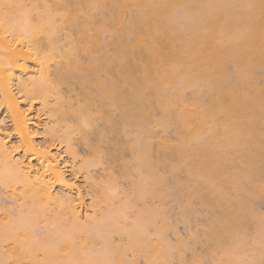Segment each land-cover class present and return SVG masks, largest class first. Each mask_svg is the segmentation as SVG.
Segmentation results:
<instances>
[{
    "label": "bare ground",
    "instance_id": "obj_1",
    "mask_svg": "<svg viewBox=\"0 0 264 264\" xmlns=\"http://www.w3.org/2000/svg\"><path fill=\"white\" fill-rule=\"evenodd\" d=\"M72 96L80 98L73 107ZM0 111L8 120L0 119V183L20 185L30 199L26 216L0 225V264L115 262L118 248L103 232L131 203H110L117 189L111 179L102 185L109 204L98 216L77 181L85 172V182L99 186L90 169L102 164L104 150L112 162L123 155L120 133L131 157L125 175H138L139 199L164 197L157 166L182 172L179 207L194 212L197 201L211 213L207 256L218 264H264V213L253 208L264 199V0H0ZM168 126L181 134L178 144L159 139L154 148L151 128ZM74 136L87 147L84 157ZM51 203L71 221L62 230L57 211L36 238L31 227ZM154 206L113 231H126L124 246L141 248L152 264H170L173 247L161 230L146 235ZM8 240L16 251L3 250Z\"/></svg>",
    "mask_w": 264,
    "mask_h": 264
},
{
    "label": "rangeland",
    "instance_id": "obj_2",
    "mask_svg": "<svg viewBox=\"0 0 264 264\" xmlns=\"http://www.w3.org/2000/svg\"><path fill=\"white\" fill-rule=\"evenodd\" d=\"M62 38H61V40H64ZM231 68L232 67H230V69ZM258 75H260V73H258ZM260 77H261V75H260ZM63 90L66 94L68 93V91L65 88ZM186 95H188L190 97L189 92H187ZM72 99H71V103H72V107H73V106H76V104L79 102L80 98L76 97V96H72ZM38 106H39V104H36L35 109L37 107L39 110ZM154 109H155L154 110V117L156 118V117L160 116V111L157 107H155ZM38 112H40V114H41L40 118L46 120L47 117L43 116L44 112L41 111V108H40V111H38ZM0 119H4L6 124H8L7 123L8 120L6 119L5 113L3 111H0ZM72 122H74V120H72ZM4 123L3 122L0 123L1 124L0 125L1 131L3 130L2 127L3 128L5 127ZM151 125H154V123L151 122ZM212 125H213L212 122H208V126H212ZM153 128H151V129L153 131L155 130L154 131L155 137L157 136L156 138L154 137L155 139H154L153 144L155 142L158 143L159 139H161V140L165 139V141H168L167 143H169V146L171 148L175 147L178 144L181 134L178 132V129L176 127L168 126V127H165L164 129L158 128V127L157 128L153 127ZM217 129H218V127H217ZM2 132H4V131H2ZM5 132H7V130ZM216 132H219V133H217L218 135L220 134V130L219 131L217 130ZM74 137L77 138L78 136L77 137L74 136ZM75 141H77V142H75L76 143L75 146H76V149H78V151L80 152V157H84L85 155H87L86 154L87 153L86 145L82 144L83 142L80 139L78 140V138H77V140L75 139ZM117 142H118L117 143L118 145H122V146L126 147L122 152L123 155L121 156V154H122L121 153L120 154L121 157L119 156L120 157L119 159L117 157V159L114 162H112L110 159V153H107V151L104 150L105 154H104V159H103L102 164L95 167V168L90 169L94 175L93 179L95 180V182H97V185H99V186H96V184L95 185L93 184L94 186H96V187H94L93 185L91 186V184H90L91 182L90 183H89V181L85 182L86 181L85 180V175H86L85 172H83V174L80 175V177L78 178L79 180L77 181V183L79 184V187L81 188L83 194L85 195V198H86L85 200H86V204H87L86 206L89 209L94 210L96 215H98V216L103 214L104 213L103 209L107 208L106 206H108L109 202L106 200L105 201L102 200L103 198L101 197V194H102L101 188H102V185H105L108 181L113 179L115 181V183H117L116 184L117 189H116L115 195L112 198L113 200L110 203H113V205L115 204V206L121 205L122 203H126V202L131 203L129 205L130 209H127L128 213H126L124 217H123V215H120V218L118 220L120 225H124V227L127 228L128 225L134 224L135 217H137V211H142V210L146 209L145 206L150 207V205L155 204V206L157 205V207H158V209L157 208L156 209H157V213L159 215L157 214L158 216L156 215L155 220L152 222L154 224H151L148 226V229H147L148 233L146 232L147 233L146 235L151 240V239L155 238L154 236H156L157 230L158 231L161 230L162 237L164 238V240L166 242H168L169 244H171L173 247L169 251L171 254V257H170L171 260L170 261H172V262H170V264H218L217 260L214 259L215 257L210 256V258H209L207 256L208 252L211 250V246L205 241V237H204V235H205L204 231L206 230V227L208 226L207 224L211 218V213L209 210H207L208 208L205 209V207L203 208L197 201H194V203L192 202L193 203L192 205H193L195 211L194 212H186V209L179 207V204L175 200V198L180 195V192H182L180 185L182 184V182L184 183V180H185L184 174L182 172H179L178 174L174 175L175 176L174 177L172 174H170V171H168V168L162 167L161 165L157 166L158 167L157 168L158 174L163 176V178L165 180V184H163V186H165V187L159 186L157 189L160 192H163V194L165 192L166 195L164 194V197H162V200H160V201L152 199V200H154V201H152V203L150 202L151 200L144 202L136 196L137 190H135L134 184H136V182L138 181V175L134 172L132 173L131 176H129V178L127 177V175H125L126 174L125 171L130 170V164H129L130 161L129 160L131 157H130V151L127 148L128 140H127L126 136L124 135V133H120L118 135ZM157 143L154 144V148H155ZM116 152L117 151L115 149L111 150L112 154H116ZM118 183H120V184H118ZM159 188H163L164 190L159 189ZM165 188H167V189L165 190ZM62 190L63 189H61L59 187H55L54 193L58 194L59 197L61 196L62 198H64L66 196L65 195L66 193L65 192L63 193L64 190L63 191ZM159 191H158V193H159ZM126 192L129 194H127ZM102 196H103V194H102ZM125 197H127V198H125ZM128 200H129V202H128ZM124 201H126V202H124ZM95 203H96V206H94L95 209L91 208V207H93L92 205H95ZM29 204H30V199L26 198L25 196L22 197V189H21L20 185H16L15 187L14 186L9 187V186H3L0 183V225L6 226L10 222H12V225H14L13 223H15L17 221V218L19 216H21V215L26 216L28 214L26 206ZM253 204H254L253 208H256L255 210L259 214L264 213V199L263 198H259V199L256 198L254 200ZM51 205H53V204L51 203ZM181 208L183 210H181ZM60 209H61V211H59L57 209L56 204H54L53 207L47 205L45 210H44L45 213H44L43 217L39 216L37 218V223L31 227L32 235H34L36 238H40L41 236L42 237L45 236V234H46L45 228H47V226H49L48 223H50L52 218H54V219L56 218L57 214L55 212H57V211H58L57 213H61V215H59V219H61L63 217L62 219L64 220V222L62 220H60L61 223H60L59 227H61L62 230L66 229L67 225L71 221V214H70V212H68L63 207H61ZM62 213H63V215H62ZM64 215H65V217H64ZM60 216H62V217L60 218ZM45 221H47L46 224H45ZM118 222H117V224H118ZM117 224L115 225L114 222H111L109 224V225H111L110 228H106L105 232H103V234L107 236V237L106 236L105 237L108 238L109 241H111L110 243H112L113 245L116 246V248H118L116 250V254H114L115 255V262H113V264H120L121 262L119 263V261H118L120 259V257H121V259L124 257L122 260L125 259L124 260L125 262H122L123 264H127V263H131V264H152L151 259L150 260L148 259V255L146 257L145 254L143 253L144 251L139 250L141 248H138V249L134 248L131 250V248L128 249L127 246H124L127 242V234H126V231L124 233V230L120 231V232L119 231L118 232L113 231V228H114V230L116 229L113 226L114 225L117 226ZM52 225H51L52 229L51 228L50 229L52 231H55L57 226L54 224H52ZM253 225H254L253 222H249L246 226V229H245V233H246L245 237L246 238L244 237L245 241H247V242H244V243H246V245L249 244L250 242L252 243L253 231H254ZM63 226L66 228H64ZM98 237L99 236H97V239H98ZM98 240H100V238ZM100 242H101V240H100ZM98 246H99V243L96 241L95 243L92 244V248H93L92 250L97 249ZM3 250L4 251L7 250L9 252L10 251L11 252L16 251V242L13 240H8L3 245ZM37 255H38V259L41 258L40 252H38ZM23 264H32V263L30 261H28L27 259H25Z\"/></svg>",
    "mask_w": 264,
    "mask_h": 264
}]
</instances>
